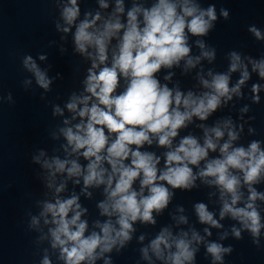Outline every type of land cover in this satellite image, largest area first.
Masks as SVG:
<instances>
[{
    "label": "clouds",
    "instance_id": "1",
    "mask_svg": "<svg viewBox=\"0 0 264 264\" xmlns=\"http://www.w3.org/2000/svg\"><path fill=\"white\" fill-rule=\"evenodd\" d=\"M79 4L80 0L60 4L62 23L56 24V30L64 36L71 33L73 52L90 61V67L82 81L83 91L69 96L63 109L52 105L53 117H63L65 111L70 114L58 129V136L65 141L61 145L64 158L47 157L44 151L32 157L45 173L44 186L52 198L40 203L39 216L31 217L29 228L40 230L43 221L48 231L40 240H49L50 248L58 251L63 264H96L98 260L112 264L107 254L125 248L136 222L154 225L153 213L159 215L168 207L175 190L190 191L199 179L218 190L220 220L227 216L239 223L240 227L231 229L232 236L239 237L240 228L247 227L259 243L264 220L254 198H264V189H257L254 183L264 174L261 142L253 140L247 148L234 146L243 125H234L230 118L210 128L201 123L202 142L191 134L175 141L193 119L204 122L234 96H241L242 87L250 79L249 65L251 72L264 81V58H242L232 51L228 54L227 73L209 70L207 78L197 73L204 89L200 94L184 93L178 86L170 89L156 78L161 69L180 67L183 62V71L188 72L202 60L214 61L216 50L200 38L215 26V5L205 9L197 0H154L150 7H144L133 0L122 20L123 0H115L107 18H102L100 12H85L80 19ZM98 5L101 10L109 7L106 0H98ZM219 16L227 20L229 11L221 8ZM248 32L257 42L264 41V31L257 26H249ZM189 37L198 38V56L190 55ZM46 58L38 57L41 62ZM22 67L39 89L51 91L53 79L31 56L23 58ZM236 72L239 79L230 87L231 74ZM171 78V73L164 76L165 81ZM31 83L32 80L24 81L25 87ZM250 91L252 103L258 104L264 85L253 84ZM4 99L0 97V101ZM6 99L12 101L10 93ZM246 112L247 106L241 109V114ZM252 132L249 128V134ZM56 138L57 134H53ZM153 144L163 149L162 156L144 150ZM210 153L218 155L209 158ZM81 159L86 162L83 166ZM61 176L64 178L57 182ZM69 180L73 185L82 183L80 195L86 198L91 196L89 189H102L104 199L96 207L105 219L94 222L91 231L88 221L82 219L87 210L81 207L80 197L75 193L67 198L61 196ZM245 187L247 198L241 191ZM194 212L199 223L209 226L204 236L193 230L174 235L169 228H163L140 249L141 258L148 264H152V257L162 264H195L203 243L212 264H224L231 246L205 239L211 235L209 228L219 229L221 224L204 203L195 204ZM186 223L187 218L180 215L177 224ZM226 236L227 233L220 239ZM143 239L139 238L141 242ZM40 264H51L47 252Z\"/></svg>",
    "mask_w": 264,
    "mask_h": 264
},
{
    "label": "water",
    "instance_id": "2",
    "mask_svg": "<svg viewBox=\"0 0 264 264\" xmlns=\"http://www.w3.org/2000/svg\"><path fill=\"white\" fill-rule=\"evenodd\" d=\"M64 0H0V264H40L45 253L50 258L51 264H63L58 259V251L50 248L49 240H40L41 235L47 236V227L40 221V230L30 229L31 217L39 216L40 203L51 200L52 193L44 186L45 173L39 165L32 162V157L44 151L47 157L53 155L64 158L61 145L65 143L58 136V129L63 127V119H70V114L65 111L63 117L52 116V105H59L62 109L69 96L83 91L82 81L86 77L90 61L73 52L71 33L64 36L57 32L56 24L62 23L59 19L60 4ZM109 7L101 10L98 0H80V19L85 12L95 14L100 12L102 18H107L113 11L115 0H106ZM137 4L150 7L154 0H135ZM125 14L133 6V0H123ZM202 8L215 5L217 21L214 28L203 39L206 46L216 50L212 63L202 60L197 68L188 72L183 71V62L180 67L170 70L161 69L156 78L161 84L167 83L171 89L178 86L186 93L192 91L200 94L204 89L199 84L197 73L206 77L211 70L215 73H227L229 67L228 54L236 51L241 57H251L259 60L264 58V41L257 42L248 32V27L255 25L264 31V0H197ZM229 11V18H220V9ZM64 36L62 40L61 37ZM198 38L189 37L190 55L195 57L200 54L196 47ZM114 43V42H113ZM45 55L47 58L41 62L38 57ZM25 56H31L37 64L46 69L49 78L53 79L51 91L44 93L39 89L31 74L22 67ZM246 62V61H245ZM201 69L203 70L201 72ZM250 79L241 89L239 98L233 97L227 105H222L206 121L193 119L187 128L180 130L175 142L189 134L197 137L202 142L204 127H212L217 121L230 118L234 125H243V131L234 146L247 148L253 140L261 142L264 149V91L259 93L260 102L252 103L251 87L253 84H262L255 73L251 72ZM172 74L170 81H165L164 76ZM239 79V72L232 73L230 87ZM32 80L25 87L24 81ZM12 101H7L8 94ZM43 97V99H41ZM248 107V112L241 114V109ZM249 128L253 132L249 134ZM53 134L57 138L53 139ZM226 139V137H225ZM223 142V141H222ZM144 150L162 156L163 149L155 144ZM218 153H210L209 158H214ZM81 165L86 162L81 159ZM163 161H161V166ZM196 169H193L195 174ZM64 177H58L57 182ZM254 186L264 189V174ZM82 183L73 185L67 182L65 191L61 194L67 198L75 193L80 197L81 207L86 209L82 219L87 220L89 231L96 221L103 222L96 205L104 197L102 189H89L91 196L86 198L80 195ZM244 198H247V188H242ZM264 220V198H254ZM204 203L209 212L214 214L221 224V228H209L211 235L205 239L208 242H217L224 247L231 246V252L225 255L224 264H264V232L258 234V241L253 240L247 227L240 228L241 235L233 237L231 229L240 227L237 221L225 217L220 220L219 212L221 202L216 187L202 184L198 179L196 186L190 191L175 190V194L168 207L157 215L153 213L154 225L136 222L131 241L119 253L114 249L107 254L112 264H148L141 258L140 249L146 247L163 228H169L173 234L178 232L196 231L204 236V229L209 227L198 222L194 212V205ZM182 208L183 212L178 209ZM180 215L187 218L186 224H177ZM264 229V224L261 225ZM227 233L225 239L220 237ZM143 236L141 242L139 238ZM151 257V253H149ZM96 264H103L98 260ZM152 264H162L152 257ZM195 264H212L211 257L205 253L202 243L195 256Z\"/></svg>",
    "mask_w": 264,
    "mask_h": 264
}]
</instances>
